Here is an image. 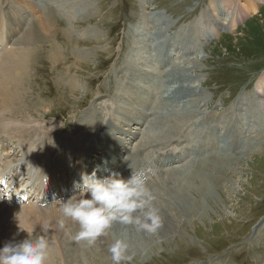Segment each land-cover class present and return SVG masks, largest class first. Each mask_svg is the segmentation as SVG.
Wrapping results in <instances>:
<instances>
[{
  "label": "rangeland",
  "instance_id": "374dc122",
  "mask_svg": "<svg viewBox=\"0 0 264 264\" xmlns=\"http://www.w3.org/2000/svg\"><path fill=\"white\" fill-rule=\"evenodd\" d=\"M58 1L0 0V31L4 30L0 37V55L15 50L8 60L13 64L9 69L19 79L24 78L28 72V84L21 90V97H15L20 105L0 116V141L8 152V155L2 156V161L20 159L16 165L27 168L26 175L30 174L31 164L36 166L37 161H34V158L40 160L46 150L50 153V158H61L64 168L66 165H74L75 168L69 171L66 177V183H69V178L80 165L78 150L87 145H96L94 139L101 129L107 128L106 134L112 135L110 129L103 126L111 123L114 118L112 113L115 111V100L130 92L127 76L134 70L129 61L138 54L139 39H149L150 43L154 44L143 55L152 60V63L148 64L149 68L157 67L160 73L164 71L159 62L158 45L161 41L172 38L170 40H181L189 44V50H193V54L185 58L205 56L202 60V64L206 66L203 75L207 80L208 91L214 94L210 98L206 113L211 112L219 116L239 101L241 96L248 99L253 94L256 83L264 79V13L255 16L264 5V0H228L231 1L230 11L222 8L221 4L222 15L218 14L219 18L228 16L236 7L246 10V14L232 28L227 29L228 31H222L210 40L204 36L215 27L211 21L216 15L212 5L218 0H65L74 12L72 17L76 19L73 18L72 21L61 10ZM253 6L255 10L250 12L247 8ZM158 13L167 14L175 23L165 30V36L160 30L153 31L155 26L152 21ZM207 19L210 23H207ZM247 19L251 22L246 24ZM5 26L8 28V39L12 32L17 34L14 42L6 41V28H2ZM26 33L27 37H34V41H38L29 44L33 54L27 53L28 64L18 59L22 48L26 49L28 44L15 45L25 38ZM40 33L42 37H39ZM99 33L102 35L96 39ZM86 58L91 59L90 63L77 64ZM147 77H152L154 98H159L167 83L168 74L155 76L150 73ZM74 79L81 82L77 83V90L72 86ZM7 86L5 82L2 89ZM123 109L127 112V107ZM147 110L150 113V110ZM202 120H209V116L203 117ZM147 123L149 120L146 125ZM201 128V125H192L190 129H186V132L190 133L182 137L181 141L175 138L163 148H147L139 153L135 147L126 154L129 163L119 160L120 172L127 174L128 179L132 175V168L136 172H144L148 177V186H151L167 168H179L194 160L193 166L177 169L183 170L179 173L176 170L170 171L169 178L174 177L179 179L178 182H184V177L190 178V175L196 173H199L200 177L206 174L210 176V193L214 195V203L210 199L202 204L204 211L201 220L196 219L193 212L192 221L180 225L181 237L177 236L173 248L159 243L156 247L161 246V252H153L149 257L145 253L138 257L135 255L131 264H264V129L253 131L239 143L238 150L231 142V134L218 137L215 154L219 151V155L222 153L220 162L223 163L220 167H215L214 162H217L220 156L208 158L215 154L213 151L207 152L206 143L204 146L203 142L206 133L202 135ZM208 132L209 136L213 137V133ZM134 143L130 148H134ZM99 146L101 145L97 144L96 149L102 150ZM31 149L34 151L32 155ZM241 149L247 151L239 153ZM91 160L97 161L96 158ZM103 161L108 164L106 159ZM163 161L165 165H161ZM136 162L143 167H149L150 171L136 170ZM44 164L48 166L47 162ZM190 168L194 172H187L186 169ZM185 173L188 176H185ZM2 177L0 175V182ZM30 179H33L32 183L36 180L34 175H30ZM40 179L43 183L42 175ZM232 181L237 182L236 194L230 193L229 186ZM184 183L181 184L183 189L197 185L190 180L185 185ZM1 201H4L5 206L0 205V239L7 238L8 234L10 238L8 237L7 243L18 244L28 239V234L38 235L33 232L34 227L40 228L41 224L35 211L43 212L40 210L45 209L47 204L45 207H39L34 198L20 206L3 199H0ZM57 201L58 199H54L50 204H56ZM57 205L52 207L59 210ZM15 208L28 209V214L32 216L30 219L33 223L28 226L26 232L16 230L14 220L7 214V210ZM53 225L52 223L51 228ZM68 228L69 226H65V232H68ZM135 233L139 236L145 235L138 231ZM135 233L128 232L130 236ZM45 236L52 241V231L50 235L47 232ZM4 246L0 243V250ZM93 250L95 251V247L92 250H83L80 255L74 253V263L113 264L112 259L106 257L102 261L98 260L99 256H96ZM150 250V253L155 251L154 248ZM145 258L147 259L144 261ZM55 260L52 264H62L59 256H56Z\"/></svg>",
  "mask_w": 264,
  "mask_h": 264
},
{
  "label": "bare ground",
  "instance_id": "6f19581e",
  "mask_svg": "<svg viewBox=\"0 0 264 264\" xmlns=\"http://www.w3.org/2000/svg\"><path fill=\"white\" fill-rule=\"evenodd\" d=\"M57 1L58 0H56V2ZM58 2L60 4L59 7L61 8V10L66 14L68 19L72 21L73 18L75 17H72V14L74 12H72L71 5L68 3V1L65 0H63L62 2L60 1ZM230 3L231 1L228 0H218L213 3L212 7L215 10L216 15L214 16L215 18L213 19L211 18V16L209 18H211V21H213L212 25H215V27H213L212 29H210L209 27L210 31L206 33L204 37H206L209 40L213 39L215 35L221 33L222 31H225L227 29L229 30L230 28H232L241 18L245 16L246 10L244 11V9L236 7L235 10L228 13L229 15L227 14L228 16H225L224 18L223 17L219 18L218 14L222 15L221 4H222V8L227 9V11H230L229 10L231 8ZM247 9H249L250 12H253L255 10L254 6L249 7ZM89 14L90 13H88V15ZM152 15L154 16L155 14L152 13ZM162 15L164 14L158 13L156 15V18L153 19L152 24H154L155 26L153 28V31L160 30L161 34L165 36V30L173 26L175 23L172 21L171 17L168 16L167 14H165L163 17ZM207 23H210L209 19H207ZM190 32H188V36H190ZM41 35L42 34L40 33L39 37H42ZM101 35L102 33H99L95 38L96 39L100 38ZM27 36L28 34L26 36L24 35L25 38L21 39V42H17L15 45L28 44V47L26 49L22 48L20 55L18 57L19 60H22L24 63L28 64L29 54L27 53L33 52L31 50L32 48L29 47V44L30 45L33 44L34 37L31 38L30 36L29 37ZM142 36L144 35H141V37ZM160 38L162 39L161 36ZM170 39L172 38H169L166 41L160 40L161 41L160 45H158L160 50L159 62L164 68V71L161 73L158 71L157 67H153L152 69L151 67L149 68L148 64L152 63L151 62L152 60H149L147 56L143 55L145 51L148 48L151 49L152 45L154 44L150 43L149 39H147L146 41L144 39L141 40L139 39V42L137 43L138 47L136 46L138 49L137 50L138 54L136 55L135 58H132L129 61V65H131L134 70L132 73H128L127 76L128 89L130 90V92L128 94H126L127 92H125L126 95L123 96V98H118L115 100L113 104L115 111L112 113L114 118L113 119L110 118L111 123L110 122L106 123L103 126V127H108L112 135L106 134L107 132H105V130H107V128L99 130L97 136L94 139V142L96 143V145H94L95 147L87 145L83 149V151H85L88 150V147H93L94 152H86L83 155H81V157H80L81 153L79 151L77 152V157L79 160H81V162H86L90 155L93 154L99 155L100 159L98 158L97 160L98 162L102 163L100 164L101 170L102 172H105L106 169H109L108 167L113 168L119 166V160L126 161L127 163H129V160L126 158V154L130 150L132 151L133 149H135V147L138 149L139 153H142L147 148H154V147L163 148L167 146L170 142H172V140H174L175 138L179 139L178 141H181L182 137L190 133V132L187 133L186 129L187 128L190 129L192 125L195 126L196 124L202 126L203 129L201 128L202 131H200L202 135L206 133L204 135L203 142H204V146L206 143L207 152L209 153L213 151L214 154L217 151L216 141L218 137H221L224 134L227 135L228 133L231 134V142L236 147V150H238L237 147L239 143L243 141L245 138H247V136L252 134L253 131L256 132V131H260L261 129H264V79L263 78L256 83L253 89L254 92L248 99L241 96L240 100L238 99L239 101L232 104L231 107H229L227 110L225 109V111H223V113H221L219 116L211 112L206 113L208 111L207 107L210 98H212V95L214 96V94L208 91L209 89L206 86L207 80L203 75V73L206 71V66L202 64V60H204L205 56H198V57L191 56L185 58L193 54V50L191 49L189 50L188 47L189 44L187 45L185 44V42L181 40L173 41ZM158 40L159 37L157 38V41ZM36 41L34 42L36 43ZM168 42H172V43L170 44ZM14 51L8 54L0 55V112H1L0 116H2V114L4 113L7 114V112H10L12 109H14L13 107H15L16 105L18 106L19 103L15 97H19V96L21 97L20 95L21 90L25 88L24 85L28 84V82H26L28 77V72L26 73L24 78L19 79L18 77H15V75L9 69L13 64H10L8 60L10 59L9 57L14 55ZM148 52L149 50L147 51V53ZM177 59L180 61L178 62ZM90 61L91 59L86 58L78 61L77 64L90 63ZM173 63L175 65H173ZM150 73L151 74L153 73L155 76L157 75L161 76L162 73L168 74L167 83L160 96H158L159 98L157 99L154 98L155 96L153 91V84L151 83L152 77L151 78L147 77ZM28 80L30 79L28 78ZM5 82H7L8 86L2 89V84H4ZM72 82H73L72 86L74 87L75 90H77L79 88V86H77V83H81V82H78L77 79ZM121 91L122 90H120V92ZM123 101H125L126 103ZM134 104H136L137 106H134ZM125 107H127V112H125V110L123 109ZM147 109H149L150 113L153 114L152 116H149L150 113L148 112ZM207 116H209V120H205V121L202 120L203 117H207ZM212 116L216 118H211ZM144 120L145 122L143 123ZM148 120L149 123H147L146 125V121L148 122ZM207 128L208 131H211L213 133V137L209 136V132L207 131ZM182 130L184 131L181 132ZM36 135H38V132L36 133ZM201 141L198 142L197 145H199ZM133 143H134V148H130V146ZM97 144L101 145L99 147H101L102 150L100 148L96 149ZM202 148L204 149V147ZM71 149L73 151L72 147ZM241 151L244 152L245 150L243 151V149H241L239 153ZM33 153L34 151L33 149H31L30 155H32ZM219 153L220 151L217 152L215 156L211 153L212 155L208 157L210 159L212 157L215 158L217 156H220L219 159L216 160L217 162H214L215 167H220L221 166L220 164L223 163L220 162L222 153L221 155H219ZM207 155L209 156V154ZM241 156L242 155H240V157ZM44 159H46L49 165L52 161H54L51 164V167L57 165V163L54 160L55 158L51 159L49 156H45ZM103 159H106L108 161V164L107 162H104ZM244 161L245 160H243L242 163H244ZM192 162H194V160H192ZM192 162L184 166H179V168H183L188 165L193 166ZM91 163L92 162H89V164ZM93 163L95 165L97 164L95 161H93ZM135 165H136V169L140 167V169H144L145 171L149 170V167H143L142 165L138 164V162H136ZM161 165H165L164 161L161 163ZM32 166L34 165L31 164V167L29 168V173H32V175L35 176L36 180L37 179L39 180V176H40L38 174L39 170H37L38 169L37 168L35 169L34 172H32V169L34 168V167L32 168ZM41 166L43 167V165ZM74 168L75 167L72 165L69 168V170ZM179 168H176V166L173 168H167L163 173H161V175L156 179V181L153 184H151V186H149L156 197L155 206L159 209L160 215L163 218V228L158 232V234L154 236H149L147 234H145L144 236H139L138 234L135 233V231L137 230L134 227L124 226L117 223L113 226L111 232L107 237H102L97 241L95 245V251L94 250L93 251L95 252L96 256L97 255L99 256L98 260L102 261L104 260L105 257L107 259H111V254L107 249V247H109L116 239H126L131 246V252H134L137 257L141 255V253L143 254L145 253L149 257L153 254V252H161V246H159L158 248L156 247L159 245V243H162L168 248L169 247L173 248L174 241L176 240L177 236L181 237L180 225L181 224L183 225L186 221H190V222L192 221L193 217L191 213L194 212L195 218L201 220L202 212L204 211L202 207L204 205V202L205 201L207 202V200L209 201L211 199V201H213L214 203V200H212L214 195L213 194L211 195L210 193L211 192L210 178H209L210 176L208 177L206 174H204L200 177V175H198L199 173H196V175H190L189 176L190 178L184 177L185 178L184 182L190 180L191 182H193V184L196 183L198 186L194 185V187L191 186V188L183 189L181 188V184H183L184 182H178L179 179L177 180L174 177L169 178L170 171L176 170L177 173H179V171H183V170H177ZM40 170H41V175L44 176L43 168H40ZM186 170L187 172L188 170L194 172V170H191V168ZM57 173L61 174L62 183L59 181L58 176L54 175L53 176L54 179L51 180L52 184L50 182L49 188L54 189L57 186L58 192L60 193H63V190L65 188H68L69 189L68 192L71 193V196L69 198L63 199L61 201L66 202L73 195H78L79 193L74 194L76 191H78L77 188L78 184L76 182L73 187L71 185L70 186L63 185L64 180L66 179L68 174L66 168L62 169V166H59ZM36 174H38V176ZM186 175L188 176L187 173H185V176ZM176 176L178 177V175ZM96 178L98 179L97 176ZM199 180L201 183L199 182ZM230 184H231L229 186L230 193L231 194L238 193L237 185H236L237 182L234 181L233 183L232 181V183ZM45 200H43V202H48L50 200V196L46 195ZM200 202L203 203L200 204ZM3 203L4 201L3 202L1 201L0 205H4ZM53 204L54 203L51 204L47 203V207L45 209L41 208L40 211H43L44 214L43 212L40 213L35 211L36 213H38L36 217L38 220H40L41 224H40V228H35L37 227L35 226L33 232L38 235L41 234L47 235V233H41V226L45 224L52 225L53 223L54 224L53 228H51L50 231H48L49 235L51 231L53 233V236L51 238L52 241L50 240L51 247H50L48 263L52 264V262H54L55 260V257L59 256L62 259L61 260L62 264H75L73 259L74 253L76 254L79 253L77 255H80V253L83 252V250L85 249L87 250L88 248L82 245H77L72 240L73 235L78 231L77 225L73 224L71 221H65L66 223L64 227L63 228L59 227L58 221L62 217L60 215L58 208L56 207L57 209H54L52 207L57 205L58 203L56 202V204L54 205ZM2 208H6V207L2 206ZM194 209L196 211H193ZM27 210L28 209L25 208H23L22 210H18L16 208L12 210H7L8 216L14 220L13 225L15 226L16 230H18L19 232L21 231V233L22 231L26 232L29 228L28 226L33 223V222L31 223L32 219H30L32 216L28 214ZM44 219H47V221H44ZM65 226H69L68 232H65ZM54 232H56L57 234H55ZM128 232L130 233L134 232L135 234L130 236ZM8 237L10 238V235L7 234V238L5 239L3 238L4 240L0 239V243L4 245L8 244L7 243V240L9 239ZM151 248L155 249V251H152V253H150ZM90 249L92 250V248ZM146 259L147 258L143 260L145 261Z\"/></svg>",
  "mask_w": 264,
  "mask_h": 264
},
{
  "label": "clouds",
  "instance_id": "9594fccd",
  "mask_svg": "<svg viewBox=\"0 0 264 264\" xmlns=\"http://www.w3.org/2000/svg\"><path fill=\"white\" fill-rule=\"evenodd\" d=\"M150 171V170H149ZM78 195L65 201H57L63 228L65 221L78 226L72 240L77 245L95 247L97 241L107 237L117 223L134 227L138 232L154 236L163 228V218L155 206L156 197L148 186V177L143 172L132 170L125 180L118 172L104 179L82 176V185H77ZM51 225L41 226V233L50 231ZM50 241L45 235L28 234L21 243L6 244L0 250V264H48ZM109 252L113 264H131L135 253L126 239H116Z\"/></svg>",
  "mask_w": 264,
  "mask_h": 264
},
{
  "label": "trees",
  "instance_id": "16d2710c",
  "mask_svg": "<svg viewBox=\"0 0 264 264\" xmlns=\"http://www.w3.org/2000/svg\"><path fill=\"white\" fill-rule=\"evenodd\" d=\"M263 13H264V7H263L262 10L260 11V15H262ZM249 22H251V21H250V20H247V21H246V24L249 23Z\"/></svg>",
  "mask_w": 264,
  "mask_h": 264
}]
</instances>
